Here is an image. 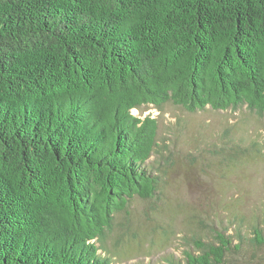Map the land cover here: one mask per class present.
<instances>
[{
  "label": "trees",
  "instance_id": "16d2710c",
  "mask_svg": "<svg viewBox=\"0 0 264 264\" xmlns=\"http://www.w3.org/2000/svg\"><path fill=\"white\" fill-rule=\"evenodd\" d=\"M169 102L264 113V0H0V264H112L116 214L158 192L143 109Z\"/></svg>",
  "mask_w": 264,
  "mask_h": 264
},
{
  "label": "rangeland",
  "instance_id": "374dc122",
  "mask_svg": "<svg viewBox=\"0 0 264 264\" xmlns=\"http://www.w3.org/2000/svg\"><path fill=\"white\" fill-rule=\"evenodd\" d=\"M143 110L159 124L148 161L160 177L158 192L116 214L98 243L104 254L112 264H186L187 253L224 234L230 262L264 264V113L246 105L190 112L170 102Z\"/></svg>",
  "mask_w": 264,
  "mask_h": 264
}]
</instances>
